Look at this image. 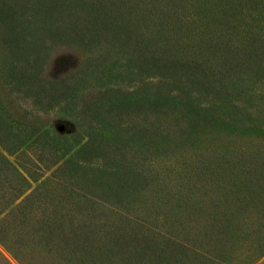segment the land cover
<instances>
[{
  "label": "trees",
  "instance_id": "16d2710c",
  "mask_svg": "<svg viewBox=\"0 0 264 264\" xmlns=\"http://www.w3.org/2000/svg\"><path fill=\"white\" fill-rule=\"evenodd\" d=\"M61 49L79 61L51 76ZM250 206L264 220V0H0L8 264H251Z\"/></svg>",
  "mask_w": 264,
  "mask_h": 264
},
{
  "label": "rangeland",
  "instance_id": "374dc122",
  "mask_svg": "<svg viewBox=\"0 0 264 264\" xmlns=\"http://www.w3.org/2000/svg\"><path fill=\"white\" fill-rule=\"evenodd\" d=\"M78 61H79V56H77L76 53L67 49H61L52 59L48 67L47 73L51 76L59 75L62 72L66 71L67 69L76 65ZM66 123L68 122L56 121L55 126L60 130H65L70 127V124H66ZM247 210H248V216L245 217L246 218L245 222L246 224H249L248 227L255 229L256 227L260 226L258 227V229L262 230V228L264 227L262 226L264 225V220H262L260 214L256 216L254 214L255 210L251 208V206L247 207ZM251 215H254L255 218H252ZM257 239L258 237L254 236L246 240L245 242H243V244L237 247L236 249L237 252L231 253V256L234 259L240 261H243L246 257L250 258L252 256H255L256 252H254L252 248L254 249V247L256 246ZM4 256L7 257L12 262V264H16V262L13 261L7 254L4 253ZM0 264H8V263L0 256ZM251 264H264V254L261 256H257Z\"/></svg>",
  "mask_w": 264,
  "mask_h": 264
}]
</instances>
